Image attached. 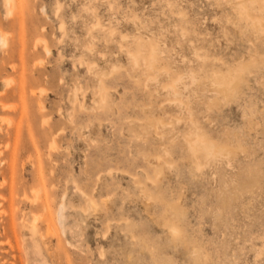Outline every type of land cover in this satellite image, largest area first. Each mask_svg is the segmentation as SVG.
<instances>
[{
  "label": "rangeland",
  "instance_id": "374dc122",
  "mask_svg": "<svg viewBox=\"0 0 264 264\" xmlns=\"http://www.w3.org/2000/svg\"><path fill=\"white\" fill-rule=\"evenodd\" d=\"M1 33L0 264H264V0H0Z\"/></svg>",
  "mask_w": 264,
  "mask_h": 264
},
{
  "label": "bare ground",
  "instance_id": "6f19581e",
  "mask_svg": "<svg viewBox=\"0 0 264 264\" xmlns=\"http://www.w3.org/2000/svg\"><path fill=\"white\" fill-rule=\"evenodd\" d=\"M5 1H6V3L8 4V3H10L11 0H5ZM0 43H1L2 45H3V44H6V37H5L2 33L0 34ZM176 84H177V83H176ZM170 87H171V85H170ZM172 88H173V87H172ZM62 209H63V208H62ZM64 209H66V208H64ZM64 209H63V210H64ZM34 222H36L35 219H34ZM31 228H32L33 231H36V227H35V224H34V223L32 224V227H31ZM35 233H36V232H35Z\"/></svg>",
  "mask_w": 264,
  "mask_h": 264
}]
</instances>
